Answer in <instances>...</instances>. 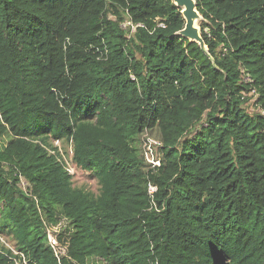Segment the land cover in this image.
<instances>
[{"label": "trees", "instance_id": "obj_1", "mask_svg": "<svg viewBox=\"0 0 264 264\" xmlns=\"http://www.w3.org/2000/svg\"><path fill=\"white\" fill-rule=\"evenodd\" d=\"M195 1L0 0V264H264V0Z\"/></svg>", "mask_w": 264, "mask_h": 264}, {"label": "rangeland", "instance_id": "obj_2", "mask_svg": "<svg viewBox=\"0 0 264 264\" xmlns=\"http://www.w3.org/2000/svg\"><path fill=\"white\" fill-rule=\"evenodd\" d=\"M202 17L197 21V26L200 29ZM154 140V139H153ZM150 140L146 143L145 151L146 153L150 155V152L154 149L155 143L161 147V145L156 140ZM56 145L60 147V152L63 154V157L67 161V165L69 168L70 173L73 176V181L77 187H85L87 189H90L93 192L98 191V184L96 181V178L92 175L91 172H87L86 170H82L78 168L72 159V146L69 143H66L64 141H57ZM160 156V150L158 156H154L153 158H159ZM2 240L8 245L9 247H14L13 242L9 240L6 237H3Z\"/></svg>", "mask_w": 264, "mask_h": 264}, {"label": "water", "instance_id": "obj_3", "mask_svg": "<svg viewBox=\"0 0 264 264\" xmlns=\"http://www.w3.org/2000/svg\"><path fill=\"white\" fill-rule=\"evenodd\" d=\"M177 7L182 9V14L185 18V27L180 31V35L195 41L200 44L204 51H207V46L202 38L197 21L201 18L200 13L197 10V4L195 0H173Z\"/></svg>", "mask_w": 264, "mask_h": 264}, {"label": "built area", "instance_id": "obj_4", "mask_svg": "<svg viewBox=\"0 0 264 264\" xmlns=\"http://www.w3.org/2000/svg\"><path fill=\"white\" fill-rule=\"evenodd\" d=\"M127 24L128 23H124L123 26H126ZM250 79L251 78H249V77L245 78V80H247L249 82L251 81ZM249 96H252L253 97L252 101L256 102V100L259 96L257 89L254 87H251L250 91H249ZM262 113L264 115V110L262 111ZM148 141H150V140H148ZM145 155H146V158L148 159L149 162L153 163L154 165H160V159L158 157L153 158L154 156L149 155V153L147 154L146 152H145ZM155 190H156V187L153 186L152 184H149L148 191H149V194L151 196H153V193L155 192ZM60 230H61V225L46 226V234L48 237V242H49L50 246L52 247V249L54 250L55 255L57 256L58 259H60V257L65 253V251H64L65 248L62 246L61 242L58 239V235L60 233Z\"/></svg>", "mask_w": 264, "mask_h": 264}, {"label": "bare ground", "instance_id": "obj_5", "mask_svg": "<svg viewBox=\"0 0 264 264\" xmlns=\"http://www.w3.org/2000/svg\"><path fill=\"white\" fill-rule=\"evenodd\" d=\"M159 145L158 144H156L155 143V147H154V149L150 152V155H152V156H158V154H159Z\"/></svg>", "mask_w": 264, "mask_h": 264}]
</instances>
